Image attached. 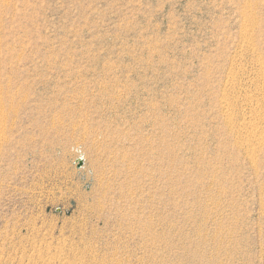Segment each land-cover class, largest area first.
Wrapping results in <instances>:
<instances>
[{"label":"rangeland","instance_id":"rangeland-1","mask_svg":"<svg viewBox=\"0 0 264 264\" xmlns=\"http://www.w3.org/2000/svg\"><path fill=\"white\" fill-rule=\"evenodd\" d=\"M258 62L264 0H0V264H264Z\"/></svg>","mask_w":264,"mask_h":264},{"label":"bare ground","instance_id":"bare-ground-1","mask_svg":"<svg viewBox=\"0 0 264 264\" xmlns=\"http://www.w3.org/2000/svg\"><path fill=\"white\" fill-rule=\"evenodd\" d=\"M251 44V43H250ZM252 50V49H251ZM259 63V62H258ZM260 63H261V61H260ZM258 64V66H259V69H260V71L261 70H264V69H262V64ZM259 71V70H258ZM259 76H261V75H259ZM250 77V76H249ZM250 80V79H249ZM256 80V79H255ZM252 82V81H251ZM257 82V81H256ZM255 82V83H256ZM258 83L262 86V88L264 87V76H262V78H260V80H258ZM9 85V84H8ZM248 99V98H247ZM249 100V99H248ZM263 101V100H262ZM1 103H2V101H1ZM255 103V102H254ZM253 103V104H254ZM264 103V102H263ZM256 104V103H255ZM263 106H264V104H263ZM256 106H254V108H255ZM259 108V107H258ZM1 110V109H0ZM251 110V109H250ZM250 110L248 111V112H250ZM253 111H254V109H253ZM3 112V111H2ZM257 112V111H256ZM256 112H255V115H256ZM251 113V112H250ZM1 115V114H0ZM254 116V115H253ZM247 119V118H246ZM253 120V119H252ZM251 120V121H252ZM245 121H247V120H245ZM256 126V123H254V122H251V123H249L248 121L246 122V125L244 124V127H255ZM241 245V244H240ZM171 247V246H170ZM239 247V246H238ZM241 247V246H240ZM235 249V248H234ZM168 250V249H167ZM190 250V249H189ZM236 250H237V248H236ZM264 250V249H263ZM234 251V250H233ZM248 251V250H247ZM170 252V251H169ZM168 253V252H167ZM263 253H264V251H263ZM262 253V255H264ZM170 254V253H169ZM168 254V255H169ZM180 254V253H179ZM189 254V253H188ZM187 254V255H188ZM243 254V253H242ZM173 255V254H172ZM176 255V254H175ZM191 255V254H190ZM143 256V255H142ZM193 256V255H192ZM233 256V255H232ZM169 257V256H168ZM178 257V256H177ZM197 257V256H196ZM201 257V256H200ZM204 257V256H203ZM182 258V257H181ZM198 258V257H197ZM205 258V257H204ZM136 259V258H135ZM137 259H139L138 257H137ZM188 259H189V257H188ZM165 260H166V258H165ZM178 260V259H177ZM186 260H187V258H186ZM172 261V260H171ZM202 261H203V259H202ZM215 261V260H214ZM120 262H123V261H120ZM139 262V261H138ZM208 262H210V261H208ZM123 263H125V264H127L126 262H123ZM201 263V262H200ZM206 263V262H205ZM121 264V263H120ZM135 264H137V263H135ZM156 264V263H155ZM177 264V263H176ZM192 264V263H191ZM199 264V263H198ZM215 264V263H214Z\"/></svg>","mask_w":264,"mask_h":264}]
</instances>
